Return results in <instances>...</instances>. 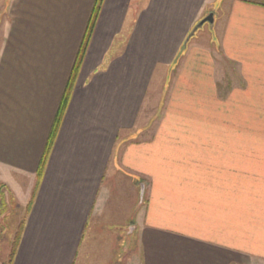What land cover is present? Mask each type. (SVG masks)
<instances>
[{"label":"crops","instance_id":"crops-1","mask_svg":"<svg viewBox=\"0 0 264 264\" xmlns=\"http://www.w3.org/2000/svg\"><path fill=\"white\" fill-rule=\"evenodd\" d=\"M95 1L0 0L11 264H264V0H105L37 182Z\"/></svg>","mask_w":264,"mask_h":264},{"label":"rangeland","instance_id":"rangeland-1","mask_svg":"<svg viewBox=\"0 0 264 264\" xmlns=\"http://www.w3.org/2000/svg\"><path fill=\"white\" fill-rule=\"evenodd\" d=\"M208 24L205 25V28H207ZM201 29V28H200ZM200 29L197 31V33L200 31ZM195 33V35L197 34ZM5 35V27L0 31V36L3 37ZM194 35V36H195ZM159 92L156 94V98H154V104L153 106L147 107V110L144 112L147 115L148 119H153L151 121L152 123L145 128V133H151V131H154L156 129L155 126V118L157 117V99H159ZM153 101V99H152ZM160 114V113H159ZM243 133L244 134H264V106H257L255 109H251L250 107L244 106V114H243ZM150 123V122H149ZM0 184H3V181L0 179ZM4 199L6 207L0 206V261L3 264H9V256L11 252L12 242L13 238L15 236V232L17 230V225L25 218V209L19 208L18 205L15 203V200L11 192L8 191L6 188V191L4 190ZM127 232V231H126ZM106 238V237H105ZM136 238L137 234H133L130 238H125L124 244L121 245L122 252L124 251V247L127 246V244L130 243L131 248L136 247ZM103 243L106 246H102V242L100 244V255L97 257V263L101 262L104 263L106 260V254H101V252L104 251L107 247V243L109 241L108 238L103 239ZM128 242V243H127ZM119 249V250H120ZM104 255V256H103ZM108 256V255H107ZM89 261V263H95L96 260L92 255H89L86 258V261ZM109 260V259H108ZM123 260V256L117 257V262ZM116 262V264H117Z\"/></svg>","mask_w":264,"mask_h":264},{"label":"trees","instance_id":"trees-1","mask_svg":"<svg viewBox=\"0 0 264 264\" xmlns=\"http://www.w3.org/2000/svg\"><path fill=\"white\" fill-rule=\"evenodd\" d=\"M104 2H105V0H96L95 1L94 9H93L91 18H90L88 26H87V30H86L85 36L83 38L82 44H81L79 52H78V55H77V58H76V62H75L74 68H73V72H72L71 78L69 79L67 90H66L65 95L63 97V100H62V103H61V106H60V109H59V112H58V115H57V118H56V122H55V125H54L53 130H52V134L50 136V139H49L45 154L43 156V159H42L41 164H40L39 171L37 173V182L38 183H40L41 178L43 176L44 168H45V165L47 163V160H48V157H49V153H50V150L52 148L54 139L56 137L60 122H61L62 117H63V115L65 113V110H66V108H67V106H68V104L70 102L76 78L78 76V73H79V71L81 69V66H82V63H83V60H84V58L86 56V53H87V50L89 48V44H90L94 29L96 28L99 16L101 14V11H102V8H103V5H104ZM193 30L191 31L190 34H192ZM196 33H197V31H196ZM194 35H192V36L189 35V36H191V38H192V37H194ZM187 44H188V39L185 42V44L183 45V47L181 48V51L179 53V59L182 57L183 53L185 52ZM5 188H6V186L4 184H0V206L4 207V209L6 207L4 194H3ZM30 205L31 204H29L26 207V209H25V218L23 220H21V222H20V224H19V226H18V228L16 230L15 237H14L13 242H12L10 256H9V261H8L9 264L12 263L14 255H15V253L17 251V246H18L19 240L21 238V234H22V230H23L24 225H25L26 217H27V215L29 213V210H30Z\"/></svg>","mask_w":264,"mask_h":264},{"label":"water","instance_id":"water-1","mask_svg":"<svg viewBox=\"0 0 264 264\" xmlns=\"http://www.w3.org/2000/svg\"><path fill=\"white\" fill-rule=\"evenodd\" d=\"M214 23V14H210L209 16H207L206 18H204L199 24H197L192 32V34H190L191 36L194 35L196 33V31H198L200 28H202L205 24H211L213 25ZM191 36H189L188 41L191 39ZM144 186H142V198L144 196ZM134 231V228L130 229L129 235H131V233Z\"/></svg>","mask_w":264,"mask_h":264}]
</instances>
